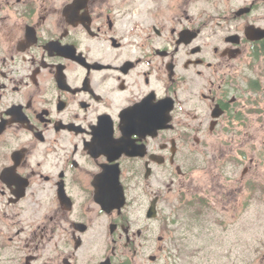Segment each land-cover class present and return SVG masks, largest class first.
Masks as SVG:
<instances>
[{
    "label": "flooded vegetation",
    "instance_id": "flooded-vegetation-1",
    "mask_svg": "<svg viewBox=\"0 0 264 264\" xmlns=\"http://www.w3.org/2000/svg\"><path fill=\"white\" fill-rule=\"evenodd\" d=\"M261 79L264 0H0V264H264L219 248L193 184L230 212ZM251 156L239 182L264 192Z\"/></svg>",
    "mask_w": 264,
    "mask_h": 264
},
{
    "label": "rangeland",
    "instance_id": "rangeland-1",
    "mask_svg": "<svg viewBox=\"0 0 264 264\" xmlns=\"http://www.w3.org/2000/svg\"><path fill=\"white\" fill-rule=\"evenodd\" d=\"M258 70H262L261 65ZM253 73V72H252ZM251 73V74H252ZM253 98L248 107H244L240 110L241 114L236 117L239 123L236 125V130L239 132L236 134L240 140L247 141L250 139L251 148H246L245 151L248 156L243 159H239L238 153L242 150H231L229 141L223 142L217 140L215 145V154L219 158H223L221 152L224 151L227 155L231 153L234 158H231L228 162V167L225 168V172H229L230 166L232 167V177L234 182L231 183L229 191L233 192L232 200H230L229 213L221 211L220 207H214L216 195L220 198V193L224 190L218 188L216 185V179L212 175L205 174L203 171H195L194 173V187H201L200 192L203 190L204 196L208 197V201L211 202L210 213L207 214L210 217L213 216V222H208L205 227L210 229V233L215 235L219 241V248H226L228 246H234L236 249H241L249 246L253 252V249L264 246V192H259L255 189L248 190L243 187V183L239 182L242 171L245 165H249L248 157L253 155L254 158L264 162V144L260 143L261 139H257L253 142L252 137L264 136V81L261 79V89L257 93H251ZM243 123L242 126L240 124ZM215 137L217 133H214ZM255 147V148H254ZM256 147H258L256 149ZM261 147V150L259 148ZM223 149V150H222ZM256 149V150H255ZM256 155V153H259ZM252 157V156H251ZM212 173H217L213 171ZM221 177V176H219ZM248 175H246V178ZM264 179V176H262ZM212 180V181H211ZM222 179L219 180V184ZM246 181V180H245ZM241 183V185H239ZM200 192H196V195L200 196ZM219 198L217 200H219ZM171 199H176L174 193H172ZM232 206V207H231ZM214 210V211H213ZM187 214V213H186ZM216 219L218 222H216ZM211 237V236H210ZM211 256H203V263L210 264ZM198 262V261H197ZM226 258L219 256V263H225Z\"/></svg>",
    "mask_w": 264,
    "mask_h": 264
}]
</instances>
